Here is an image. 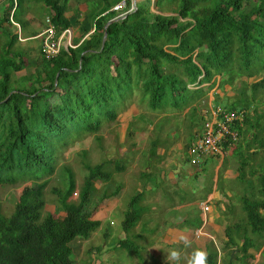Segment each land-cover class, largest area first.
I'll return each instance as SVG.
<instances>
[{"label":"trees","instance_id":"1","mask_svg":"<svg viewBox=\"0 0 264 264\" xmlns=\"http://www.w3.org/2000/svg\"><path fill=\"white\" fill-rule=\"evenodd\" d=\"M37 1L47 5L59 33L73 27L79 37L73 39L76 46H63L52 58L43 54L41 39L37 67L27 70L29 54L16 46L28 24L20 16L25 0H5L0 17V185L33 182L25 183L10 215L0 206V264H73L74 241L87 240L100 228L97 208L111 202L108 198L114 194L120 197L124 184L119 182L113 194L103 189L94 201L96 188L113 180L125 165L120 159L87 163L78 201L70 199L77 188L75 174L63 167L64 186L52 188L57 196L53 212L45 209V188L57 172L59 151L99 131L105 122L116 121L129 98L139 93L152 109L179 106L194 99L193 92L202 96L200 85H214L217 75L225 86L233 85L236 76L264 70V0H155L159 11L152 10L154 0H80L85 9L78 12L70 8L71 0ZM166 3L173 5L170 14L164 13ZM252 86L254 92L264 88V78ZM235 104L226 107L245 111L239 129L246 136L252 126L250 105ZM249 140L256 145L254 151H235L240 153V179L246 180L249 191L241 197L246 222H228L224 264H250L255 258L251 249L259 250L264 242V161H252L264 149V137L253 133L244 142ZM158 147L159 139L152 140L148 156L157 155ZM248 172L252 179H246ZM141 176L150 179L147 170ZM150 193L144 190L129 203L122 221L125 237L115 247L132 249L140 236L136 226L150 211L143 206ZM236 248L233 259L230 254ZM207 253V264H218V252ZM262 256L259 264H264V248Z\"/></svg>","mask_w":264,"mask_h":264},{"label":"rangeland","instance_id":"2","mask_svg":"<svg viewBox=\"0 0 264 264\" xmlns=\"http://www.w3.org/2000/svg\"><path fill=\"white\" fill-rule=\"evenodd\" d=\"M69 5L74 12H78L80 8L83 10L85 9L84 3L80 0H71ZM172 7V4L166 3L163 9L164 13L170 14L172 12L170 11ZM152 10L159 11L155 5V0L152 3ZM4 12L5 0H0V17L4 16ZM49 12L50 10L47 5L37 0H25L21 8L20 16L28 24L22 30L23 37L16 43V46L22 47L26 53L29 54L27 70H34L37 67V57L39 56L41 44L40 37L29 38V36L47 26L46 15H48ZM78 37L79 36H77L75 40H77ZM25 72L26 71L23 70L19 73L22 74ZM261 78H264V70L251 77L236 76L233 85L226 84L225 86H220L221 76L217 75L214 78V85L210 86V83L200 85L204 91L202 96L201 92H193L191 94L194 95V99L187 103H182L179 106L169 104L158 109L150 108L145 101L140 99V94L136 93L132 98H129L126 104L119 110V117L116 121L105 122L99 131L86 133L62 148L58 155L57 172L51 176L50 183L45 188L46 200L48 201L45 208L46 211L53 212L55 210L57 196L52 192V188L55 186H64V180L60 173L63 167L67 166L71 168L75 174L77 188L74 190L70 199L78 201L83 180L88 174V169L86 168L87 163L97 164L102 161L110 160L113 162L115 159H120L125 165L124 171L115 172L116 174L113 175V180L101 183V189H99L100 184L96 188L97 190L95 192L98 194H94L96 196L94 201H97V197L106 188H109V193L113 194L116 190V186L120 184L119 182L124 184L122 190H120L122 193H120V197L116 199V195L114 194L108 198L111 202L106 200V202H103L100 207L97 208L98 214L101 213L102 216L100 228L93 232L89 239L84 240L83 238H78L74 241L75 252L72 256L73 264H188L191 252L194 248H203L206 251L210 249L216 250L219 256L218 264H224L223 261L229 254L227 250L224 249L223 240L217 237L205 236L203 229L193 231L202 221V209L198 206H190L189 209L185 211V218L181 212V218L183 219L180 225L196 232L192 237L190 246L184 247L180 241L176 242V244L163 243L155 245L165 226L178 224L173 221V219L168 218L166 212L158 213L162 207L166 206L165 202H162L163 196L161 197L164 189L155 188L154 191L147 189L146 182L140 181V179L143 178L141 176V171L143 169H150L148 171L150 180L155 178L154 173L159 176V168H155L158 162L154 161L155 157L148 156L149 153L147 150L150 147L151 141L159 139V146H169V138L175 139V141L183 139L185 143H190V140L195 135V129L198 131L202 130V111L205 113L211 102L222 106H230L233 103H236L235 105L237 107H241V105L245 103L250 105L249 116L251 117V125L254 127L250 126V128H248L246 136L242 135L239 143V145L242 143V146H246L244 150H241V153L247 151L250 153L251 148L254 147L244 143L246 137L249 138L250 133L251 135L256 133L258 138L264 137V88L259 87L257 92H254L252 86L253 83ZM197 87L199 86L190 85L192 89ZM240 101H242V103ZM165 137L168 138L167 141L164 140ZM174 145L175 143L172 145L173 148ZM143 159H146V161L144 162ZM166 160L168 162L175 159L173 156H170ZM252 161L255 165L258 164L259 161H264V149H261V152L255 155ZM191 167H193V165L190 163L189 156L184 147L182 149L181 162L175 164L171 170L176 171L178 176L182 174L187 176V170ZM107 169L114 171L113 166L108 167L107 165ZM211 169L212 165H207L200 172L207 183H210L211 180ZM248 169H250L249 165L246 170ZM187 177L186 182H184L181 177H178L182 182L181 185H179L180 183L177 184L178 187L172 184L170 180L163 183L164 188L168 189V192L165 194V201L168 205L175 206L177 203L187 204L191 201H199L207 197L208 185H205L207 187L204 188L203 185L200 186L194 179L189 176ZM227 180L229 186L225 188L223 182L220 181L218 191L222 192L224 188L225 190L231 189L235 191V196H232L233 198L229 197V204H231V206L228 208L233 211L232 214H230V222L242 221L245 223L246 214L243 209L242 200L240 199L244 194L249 193V191L247 190L248 192H245L247 187H245L246 184H244L241 179H233L230 177ZM31 182H33V180L27 179L0 185V206L5 215H10L13 212L25 183ZM144 190H146L147 193L151 192L150 196H156L157 198L158 202L155 203L154 211L149 214L147 210L144 212L145 215H153L154 219H151L152 222L150 226L143 220V217L138 223L139 226L143 224V228L141 227L142 230L140 228L135 230L140 236L135 239L136 245L131 241L132 249L138 246L136 251H134V249L129 251L120 247L117 248L114 245L117 244L122 236L121 231L123 232L122 221L124 219V211L128 209L129 203H131L135 195L139 193L143 195ZM175 190H177V193ZM115 199L116 201L119 200L118 206H116L117 208L115 211L111 213L110 205L116 202ZM141 203L143 204V201H141ZM211 204L212 206L215 205L213 203ZM143 206L153 210L152 203L148 202L146 199L144 200ZM205 206H207V210H209V205L207 204ZM100 210L102 211L100 212ZM155 211L158 213L157 216L155 215ZM98 214L95 212L94 216L96 217ZM178 218H180V215ZM130 233L132 237H134V231ZM122 237H125V235ZM97 246H100L99 250L96 249ZM177 247L181 249V257L178 262L175 259L168 258L169 250ZM263 248L264 242L259 250L251 249V252H254L255 258L251 260L250 264H259L263 260ZM237 251V248L232 251L230 257L235 259V254L238 253ZM233 252L234 254L232 255ZM235 264L241 263L236 261Z\"/></svg>","mask_w":264,"mask_h":264},{"label":"crops","instance_id":"3","mask_svg":"<svg viewBox=\"0 0 264 264\" xmlns=\"http://www.w3.org/2000/svg\"><path fill=\"white\" fill-rule=\"evenodd\" d=\"M47 16H49V14L46 15V17ZM71 28L73 29V32H74V36H73V39H74V38H76L75 37V29L73 27H71ZM40 30L38 32H36V33H38L36 36H33V37L29 36V38H34L37 36L39 37V34L42 32V30L41 31ZM40 42H41V38H40ZM209 105L210 106L206 110L205 113L202 111L203 121H204L206 115H209L212 107L216 104H213V102H211ZM200 131L201 130L198 131L197 129H195V135L190 140V143H185V141H183V139H181L182 141L181 140L175 141V139L169 138V146L160 145L162 147H160V146L158 147L157 155L154 156L155 157L154 161L158 162V165H156L155 168H159V172H160L159 176L155 175V173H154V177H155V178L153 177L154 179L150 180V179H147L146 177H143L140 179V181L146 182V188L149 190H152V191H154L156 185H158V184H161L164 187L163 183L165 181L168 182L169 180L171 181L172 184H174L176 186L179 183H180L179 185H181L182 182L178 179V177H181L183 179V181L186 182V178H188L187 176L194 179L200 186L203 185L204 188L207 187L205 185H208L207 194H206L207 197L205 199H200L199 201L189 202L191 204H189V203L178 204L177 203V205H175V206L170 205V204L168 205L165 201V195H164V197L162 198V202H165L166 206L162 207L158 213L166 212L168 215V218L173 219V221H175L178 225L165 226L162 229V234L158 237V240L156 241L155 245L156 244H163V243H165V244H176V242H179V236L182 233L189 235L192 239V237L196 233L193 231H197L199 229L204 230L205 236L214 237V238L217 237L223 241L226 240V226H227L228 222H230V220H231L230 214H232V212H233L232 210H230L228 208L231 206V204H229L230 203L229 199L233 198L235 196V191H233L231 189L225 190V188H227L229 186V183L227 182L228 178L231 177L233 179H240V176H239L240 172L238 170L239 161L237 158V156H239L240 153L238 154L235 151L241 152V150H244V147H246V146H242V143L240 145L234 144L231 147L228 146L225 149L224 154L206 157L201 162V164H199V165H193L192 164L193 167H191L187 170V176L183 175V174L181 176H178L176 171H172L171 168L174 167L175 164H179V162H181L182 149L185 147V150L187 151L188 146L192 142L195 141V139H196L197 135L200 133ZM164 140L167 141L168 138L165 137ZM174 143H175V145L173 148L172 145ZM248 145H251L252 147L256 148L255 144L252 143V140L248 141ZM255 148H251V151H254ZM170 156H173L175 160L167 162L166 159H168ZM175 156H176V158H175ZM170 163H172V164H170ZM163 165H164V168H163ZM207 165H212V169L210 172V177H211L210 183H207L206 179H204L200 173L203 170V168H205V166H207ZM146 170L149 171L150 169H143L142 171H146ZM253 176L254 175H251V173L248 172L246 174V179H252ZM220 181H222L223 185L225 186V188L222 192L218 191V185H219ZM203 182H205V183H203ZM242 182L244 184H246V180H242ZM164 189L168 192L167 188H164ZM175 192L177 193V190H175ZM146 200L148 202L152 203V206H153V210H151L149 208V210H151V211H148V214H149V213L154 211L155 203H157L158 201H157L156 196H149ZM118 202H119V200H117L114 204L111 205V207H110L111 213L113 211H115V209L117 208L116 206H118ZM211 203H213L215 205L212 206ZM205 204L209 205V210H207L206 212L203 210V206ZM190 206L191 207L192 206H198L200 209H202L201 210L202 221H201L200 225L198 227H196L193 231L190 228L183 227L180 225L181 220L183 219V218H181V212L183 213V216L185 218L186 217L185 211L187 209H189ZM158 213L156 212L155 215L157 216ZM179 215H180V218H178ZM151 219H154L153 215H151V214L150 215H145V214L143 215V220L149 226L151 225V222H152ZM142 225L141 226L137 225L136 229L137 230L139 228L141 229ZM121 234H122V236H124L125 232L121 231ZM122 236H121V239L124 238Z\"/></svg>","mask_w":264,"mask_h":264},{"label":"built area","instance_id":"4","mask_svg":"<svg viewBox=\"0 0 264 264\" xmlns=\"http://www.w3.org/2000/svg\"><path fill=\"white\" fill-rule=\"evenodd\" d=\"M119 6L121 5L114 8ZM46 23L47 26L39 34L42 39V52L46 57L56 56L63 46H76L73 43L72 28H66L59 33L50 16L46 17ZM244 118V110H230L221 105H214L209 115H206L202 131L189 147L191 162L198 164L205 157L224 154L228 146L239 142L242 138L239 128L243 125ZM207 209L205 206L204 211Z\"/></svg>","mask_w":264,"mask_h":264},{"label":"clouds","instance_id":"5","mask_svg":"<svg viewBox=\"0 0 264 264\" xmlns=\"http://www.w3.org/2000/svg\"><path fill=\"white\" fill-rule=\"evenodd\" d=\"M216 105H218V104H216ZM222 106V105H221ZM223 107H225V106H223ZM225 108H227V107H225ZM206 118V117H205ZM205 120V119H204ZM203 125H204V121H203ZM202 129H203V127H202ZM202 131V130H201ZM200 131V132H201ZM196 140V139H195ZM193 143V142H192ZM191 143V144H192ZM238 143V142H237ZM191 144L188 146V148H187V154H188V156H189V161H190V163L191 164H193L192 162H191V155L189 154V147L191 146ZM234 144H236V143H233L232 145H230V147L231 146H233ZM212 156H214V155H212ZM209 157V156H208ZM206 158V157H205ZM204 158V159H205ZM203 159V160H204ZM202 160V161H203ZM201 161V162H202ZM201 162L200 163H198V164H193V165H199V164H201ZM179 241L180 242H182V244H183V246L184 247H188V246H190L191 245V243H192V239H191V237L189 236V235H187V234H184V233H182V234H180V236H179ZM207 255H208V253H207V251L205 250V249H203V248H194L193 250H192V252H191V256H190V259H189V261H188V264H207ZM180 257H181V249L179 248V247H177V248H172V249H170L169 250V252H168V258L169 259H175L177 262L179 261V259H180Z\"/></svg>","mask_w":264,"mask_h":264},{"label":"water","instance_id":"6","mask_svg":"<svg viewBox=\"0 0 264 264\" xmlns=\"http://www.w3.org/2000/svg\"><path fill=\"white\" fill-rule=\"evenodd\" d=\"M134 2H136V0H134ZM114 20H115V19L110 20V21L108 22V24H110V23L113 22ZM106 38H107V31H105V34H104L103 45H104V42H105ZM233 254H234V252L232 253V255H233Z\"/></svg>","mask_w":264,"mask_h":264}]
</instances>
